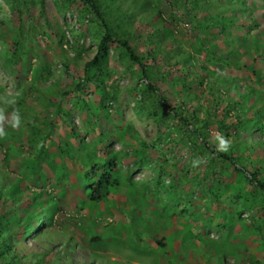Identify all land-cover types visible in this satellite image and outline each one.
Returning <instances> with one entry per match:
<instances>
[{
  "label": "rangeland",
  "instance_id": "obj_1",
  "mask_svg": "<svg viewBox=\"0 0 264 264\" xmlns=\"http://www.w3.org/2000/svg\"><path fill=\"white\" fill-rule=\"evenodd\" d=\"M24 1L28 5L21 7L22 15L19 18L15 16V13H11L12 7L9 0H0V11L6 12L11 18L22 19V22L18 19L13 21L12 27L16 29L19 24H23L26 28L30 25L34 26L33 28L37 30V45L42 48L41 60L38 57L40 53H38L37 45H34L31 53L34 55L33 67L23 72L24 76L20 79L31 81L32 72L43 60L50 65L49 69L53 71V74L47 81L39 80L36 86L32 83L33 81L30 85H25L29 92H27L26 99L20 102L23 90L17 87L18 78L4 70L0 64V84L4 87V92L0 93V114L5 112L6 118L3 121V128L5 124L4 129L9 127L12 131L9 121L12 114L8 111V105L17 107L20 113L30 120L37 118L38 127L44 131L52 120L58 128L54 136L47 140L48 154L39 159L40 170L37 174L31 170L20 173V162L28 153L14 151L7 160L5 152L7 143H1L0 171L22 180L24 184L23 194L20 197L22 202L18 206L8 202L7 207L2 208L1 212L10 211L16 207L11 211L17 212V209H25L28 212L40 213L42 207L49 208L52 201L57 202L59 209L57 208L54 223L46 235L47 238L32 234L23 240L24 243L19 246V250L26 248L28 254L40 253L46 264L58 263V256L61 254L63 260L60 262L65 264H218L221 261L218 258L219 255L223 256L222 260L225 264H264V201L260 200L261 203L255 208V213L246 209L245 201L242 198L239 199L234 187H229L231 182L238 181V176L235 170L232 175L226 172L229 165L221 160L220 154L213 153L211 147L204 148L207 154H201L198 149L192 148L191 144L178 142V134L166 129L165 125L160 126L154 116L148 114V110L143 115L137 113V101L141 100L142 91L146 89L149 79L140 74L138 67L132 64L120 49L113 47L109 58L103 63V67L110 74L108 83L116 88L115 99L110 102L112 105L110 117L105 114L104 110H101L98 115L88 108L82 109L78 106L76 97L92 103L91 108L100 105V95L97 94L94 85H90L84 92H72L64 97L63 93L73 87L79 78L84 77L86 62L96 55L97 43L102 36L103 29L98 25L99 20L95 15L88 9H84L82 1L78 0H68L70 2L68 7L64 6L65 0H44L43 6L39 3L40 0ZM253 1L259 8L249 16L242 17L239 24H249L246 17L258 19L260 26L256 31L251 30L248 34L261 35L260 38L264 41V6H260L263 2L248 0V5H251ZM187 2L190 8L191 1ZM153 4L158 5L167 17L172 15L186 17L184 6L180 3L174 7L168 0H153ZM221 4H224L223 0H214L209 10L204 7L194 8L191 14L197 15L198 18L210 17ZM112 7H114L115 18L120 11L117 5ZM120 10L136 13L133 31L136 34L135 42L139 45L140 53H146L159 45L156 41L147 42V36L153 32L154 26L141 19L142 15H149L151 11H155L152 7L148 10H141L127 2L121 5ZM58 26L65 33L66 40L69 39L71 43L73 41L75 43V38H78L79 44H76V47L69 52L63 51L58 44L59 38L55 33ZM193 26L192 22L186 21L179 24V27L175 29L177 30L175 36L181 45L177 43V46L176 43L168 41L167 47L170 53L183 49L203 60L205 52H198L196 48L194 49L195 38L201 37L204 39L205 46L219 43L220 47L217 52L228 56L230 60L232 58L235 62L251 64L254 59L247 53L249 49L243 46V35L247 34L248 29L237 26L228 29L236 44L235 51L232 52V49L223 42L222 35L215 39L212 38L213 35H218L213 30L207 32L198 30L193 34ZM7 30L8 27L3 26V32L0 35V51L2 44H9L12 40L13 33ZM32 33L30 32L31 35ZM76 50L81 51V59H76ZM177 58L171 61L175 62ZM149 62L153 63V60L150 59ZM156 65V72L163 76V78L154 80L159 94L169 98V103L172 104L170 106H178L181 99L187 97L179 94L182 89L181 85L174 86V79L177 75L186 78L183 66L180 65L179 70L171 68L163 55L158 57ZM256 67L262 69L261 73L264 75V61L260 59ZM212 68L216 74L208 77L207 80L215 82L216 90H222L224 96L220 95L219 98L224 101L233 102V99L239 101V98L235 93L223 91L224 83L221 82L223 77L230 76L237 79L243 77L239 86L243 92L253 85L257 89L264 88V83L259 86L254 74L247 69L237 72L238 70L228 66L226 69L218 65ZM199 72L201 68L197 70L190 68L188 75L192 83V105L212 98L207 92L204 96L201 93L204 87L199 86V81L195 78ZM52 84L58 86L55 93L49 96L48 90ZM137 84L140 86L141 93L133 88ZM30 86H34L33 89H29ZM46 90L48 93L42 94ZM5 94L10 98L7 99ZM10 101L12 103H9ZM53 101H61L62 107L69 111L68 120L63 114L57 115L58 111L52 105ZM252 103L253 100L247 105L243 104L247 111V114L243 116L244 119L252 117L254 111L262 108L260 104L251 107ZM224 105L225 103L223 107ZM198 115L201 120H204L205 110H199ZM214 118L212 116L211 119ZM227 121L231 122V119ZM175 122L178 123V120ZM116 123L132 125L128 143L133 142L132 145L136 147L134 139L139 137L146 141V144L153 145V149H146L144 160L141 161L137 160L134 155L126 156L123 165L118 167L121 176L131 177L136 182V196L129 194L127 188L121 187L110 195L112 199L109 203H102L98 209L91 211L89 206L83 202L87 200L82 194L83 185L81 183L82 173L87 169L84 158L87 157V160L91 162L97 160L102 166L105 158L113 153L131 152L130 148L127 149L119 141V137H116ZM26 125L23 130L25 135H19L21 132H17L12 139L17 138L25 144L26 135L30 131V127ZM20 128H15L13 131H19ZM209 128L211 136L220 134V131L216 129V124H212ZM189 129H194L192 123L189 124ZM242 137L247 138V132H243ZM258 137L260 134L255 132L253 139ZM112 138L114 142H110ZM199 143L200 147L206 144L204 138H200ZM208 145L211 146L209 143ZM194 154L197 156L195 157ZM93 157L98 159H93ZM211 157H215L212 161L214 163L209 159ZM195 160L201 162L193 166ZM62 163L70 171L69 182L66 181ZM230 167L233 169V166ZM235 167L240 168V165L235 164ZM202 171H205V175H198ZM157 174L160 175L161 182L158 186L159 193L151 192L157 188L149 186L154 182L157 184L155 180ZM60 177L64 178L60 180ZM255 185L256 183L249 185L248 190L253 189ZM256 187L255 189H258ZM36 191L40 192V197L34 202L31 194ZM134 199L137 201L145 199L148 203L144 202L143 207L138 208L132 203ZM237 211L241 212V217H238ZM20 215L25 216L26 212H21ZM89 222L95 223L96 231L104 237L103 239L109 246L91 245L90 240L93 233L90 231L93 228L89 226ZM23 230L24 228L21 227L19 233ZM156 230L159 232L156 233ZM150 234L155 236L158 234L156 237L165 238L166 247H158L156 240ZM117 235L119 239L121 238L118 243L113 240ZM146 236L149 237L148 241H146ZM138 244L143 246L139 247ZM39 260V258H34L35 262ZM28 264H31V261H28Z\"/></svg>",
  "mask_w": 264,
  "mask_h": 264
},
{
  "label": "trees",
  "instance_id": "obj_2",
  "mask_svg": "<svg viewBox=\"0 0 264 264\" xmlns=\"http://www.w3.org/2000/svg\"><path fill=\"white\" fill-rule=\"evenodd\" d=\"M77 1V0H76ZM82 1L84 9H88L92 12L96 19L99 20L98 25L103 29L101 38L97 43V52L93 59L86 62L85 64V75L83 78H79L75 85L63 93L64 97L68 96L70 93L84 92L90 85L96 87L97 94L100 95V105L98 107L92 106V103L84 100L81 97H76L78 99V106L82 109H89L95 114H100L101 110L105 111L107 116L110 115V110L112 105L110 102L115 99V87L108 83L110 74L107 69L103 67L104 61H106L110 56V51L113 47L120 49L123 55H125L135 66L138 67V71L144 77L149 79V83L146 85V89L142 91L141 100L137 101L136 111L139 115L145 114L148 110L150 116H154L160 126L165 125L166 129L172 130L179 136V140L182 144H191V147L195 150L198 149V152L201 154L206 153L205 149L208 147L212 148V152L221 155V160L228 163L229 166L226 168V172L232 175L233 170H235L236 175L238 176L237 182H231L229 185L234 187V191L238 192L239 199H243L244 207L251 210L255 213V208L257 205H260L261 201H264V88L259 87L257 89L255 85L250 87L247 91H241L239 89L240 80H243V77L237 79L236 77L221 78V82L224 83V90L237 94L239 101L233 99L223 100L220 99V95L223 97L224 94L222 90H216V85L213 81H208L207 78L212 77L216 74L213 66H221L223 69L232 67L237 72H241L244 69L251 71L256 77V82L261 86L264 83V75L261 73L262 69H257L256 64L259 60L264 61V41L261 40V35H251L248 34L249 31L256 29L260 26L259 20L255 17H246L249 21V24L243 25L239 24L242 17L249 16L250 14L256 12V9L259 8L255 1L251 5H248V0H223L224 4L219 6L218 10L211 14L210 17L198 18L197 15H192V9L204 7L206 10L212 7L214 0H190V8L188 6L189 0H168L174 7L176 4L180 3L184 6L186 17L180 15H172L167 17L164 11L156 4H153V0H78ZM222 1V0H221ZM10 6L12 7L11 13H15V16L21 17V7L27 6L28 4L24 0H9ZM127 2H130L132 6L140 8L141 10H148V8H153L155 11H151L147 16L142 15L141 19L146 20L151 26H154V30L147 36L148 43H154L155 41L159 44L157 47H154L146 53L139 52V45L135 42L136 34L133 31L134 20L136 13H130L125 10H120L121 5H125ZM261 7L264 6V0ZM39 3L43 6L44 0H40ZM70 2L65 0V5L68 7ZM113 5H117L118 11L120 14L118 16L113 15ZM83 8V7H82ZM18 13V14H16ZM44 14V11H42ZM19 18H17L19 20ZM16 18H11L4 11H0V35L3 32V26H7L8 30L13 33L11 37V42L9 44H2L3 47L0 51V64L2 68L6 71L11 72L15 77L18 78L17 87L23 90L22 95L20 96V102L24 101L29 90L25 85H30V82L34 86L39 84V80L47 81L52 77L53 71L50 70V65L44 60L41 61L39 66H36V70L32 72L33 78L31 81L21 80L24 76L23 72L31 70L32 51L34 45H37V30L31 26L26 28L22 23L19 26L12 27L13 21L17 20ZM186 22L193 23V34L202 30L207 31H216L218 35H213L212 38H217L223 36V42L227 47L232 49V52L235 51V41L230 36L228 29L234 28L235 26L248 29L247 34L243 35V46L248 48V54L253 57L251 64H243L240 62H235L228 59L224 54L217 52V49L220 47L219 43H212L208 46H205L204 39L201 37H196L195 47L198 52H205V58L203 60L199 57L192 56L190 52L185 50H177L176 53H170L167 47V42L178 43L176 28L179 27V24ZM22 22V19L19 20ZM8 23V24H7ZM167 24V26H165ZM18 28V29H17ZM52 28V27H51ZM15 29V30H14ZM33 31V33H32ZM32 33V35L30 34ZM57 38H59V46L65 51L69 52L71 49L75 48L76 44H79L78 38H75V43H71L69 39L66 40L65 33L58 26V29L55 31ZM214 33V32H213ZM77 40V43H76ZM66 43V44H65ZM180 44V43H178ZM177 44V46H178ZM249 44V45H248ZM66 45V46H65ZM181 45V44H180ZM179 45V46H180ZM255 52H253V48ZM38 57L42 60V48L38 46ZM195 49V50H196ZM183 51V52H182ZM76 59H81V51H75ZM160 55L164 56V59L170 65L171 68H177L183 66V71H185V77L176 76L174 79V86L181 85V92L179 94L186 95V98L181 99L178 106H170L169 98L161 96L159 94L158 87L154 84L155 79L163 78L157 71V62ZM255 56V57H254ZM179 57V59L177 58ZM174 58H177L175 62H172ZM152 59L153 63H150L149 60ZM188 65V66H187ZM69 67V66H68ZM197 70L201 68V72L195 75V78L199 81V86L204 87L201 93L204 95L207 92L212 98L207 99L206 102L199 101L198 104L192 105L191 89L192 83L189 80L190 68ZM30 68V69H29ZM67 69V67H66ZM133 71V69H130ZM192 73V72H191ZM205 73V75L203 74ZM22 74V75H21ZM24 86L25 88L23 89ZM33 86V87H34ZM58 85L52 84L50 90L41 91L42 94L47 92L49 96L55 93V89ZM251 86V85H250ZM32 86L29 89H33ZM17 88V89H18ZM135 90L138 93H141L140 86L137 84ZM39 89V88H37ZM4 92V87L0 84V93ZM227 93V92H226ZM208 95V96H209ZM7 99L10 97L6 94L4 95ZM146 100L148 101L146 103ZM251 100L253 103L251 107L258 104L262 105V108L258 111H254L252 117L244 119L243 116L247 114L245 106L243 104H248ZM51 102V101H50ZM223 103H225L223 107ZM214 104V105H213ZM18 105V104H17ZM52 105L55 106L57 115L63 114L66 116L67 120L70 118L69 111L64 109L61 105V101H53ZM51 105V106H52ZM172 105V104H171ZM18 110L17 107L8 105V111L13 115L14 112ZM199 110H205L206 117L204 120L199 118ZM19 111V110H18ZM20 113V111H19ZM5 116V112L2 113ZM22 125L20 126L19 131L9 130V127L5 130V135L0 136V149L2 148L1 143H7L6 145V159L10 158L11 152H21L28 153L26 157L20 162L21 171L20 173L31 170L33 173L37 174L40 170L39 159L47 156V140L49 137L54 136L58 125L52 120L48 123L45 131L40 129L37 125L38 119L35 117L30 120L21 114ZM214 116V119H211ZM12 118V117H11ZM11 118L9 121H11ZM231 119V122L227 121ZM178 120V123L175 122ZM236 120V121H235ZM31 123V125H30ZM194 125V129H189V124ZM30 127L29 133L27 136V141L23 144L22 141L15 138L14 135L17 132H21L19 135H22L24 132V126ZM212 124H216L217 128L220 131V134L224 135L231 142V146L228 152L219 153L215 149V136L210 135L211 129L209 128ZM0 126L3 127V121H0ZM73 126V125H72ZM5 128V124H4ZM115 134L116 137H119V141L125 145L130 151H118L113 153L110 156H107L102 164L95 160H87L84 158V164L87 169L82 173L81 183L83 185L82 194L87 198L83 201L84 204L88 205L92 210L98 209V206L102 203L107 204L111 201V194L117 192L121 187L128 189L129 194L135 195L136 191V182L130 177H124L120 175L118 167L123 165V160L126 156L134 155L137 160H144V155L146 149H153V145L146 144V141L135 137L136 147H134L133 142L128 143V135L131 132L132 125L124 123H116L115 125ZM243 132H247L248 137H242ZM257 132L260 134V137L253 139L254 133ZM23 134L22 136H24ZM115 137V138H116ZM204 138L206 144L199 146V139ZM110 142H114V138ZM211 142V143H210ZM211 144V146L208 145ZM61 144V142L59 143ZM201 145V144H200ZM105 148H107L106 143H104ZM190 147V146H189ZM205 148V149H204ZM207 154V153H206ZM211 154V153H210ZM209 154V155H210ZM44 155V156H43ZM195 157L197 156L194 154ZM192 156L193 159H195ZM92 159L91 156H89ZM93 159H98L93 157ZM211 162L215 157L209 158ZM215 161V160H214ZM214 163V162H212ZM63 164V163H62ZM235 164L240 165V168L235 167ZM64 173L66 176V181L69 182V173L68 167L63 164ZM233 166V169L232 167ZM205 175V171L200 172L198 175ZM214 174L216 171L214 170ZM64 177H60V180ZM126 178V179H125ZM155 182L150 187H156V191L159 193L160 175L157 174ZM158 181L160 183H158ZM258 189L248 190L249 185H254ZM228 187V186H227ZM24 184L22 180L18 178H13L11 175L0 171V264H28V261H31V264H46L43 260V256L39 253H29L25 250L20 249V245L24 243L26 237L34 235L44 236L47 238V234L52 228L54 223L55 214L57 213L58 204L55 201H52V205L48 208L43 206L40 213L28 212L25 209H17V212L11 211L16 209L12 208L10 211L1 212L2 208H6L8 202H12L15 205H19L22 200L20 197L23 194ZM215 189V188H214ZM259 189H262L261 191ZM221 193V191H219ZM40 192L36 191L31 194L34 202L40 197ZM238 199V198H237ZM146 201L139 199L138 201L134 199L132 203L138 206V208L143 207V203ZM153 211V210H152ZM241 211V210H240ZM237 211L238 217H241V212ZM26 212V215H20V213ZM91 214V213H90ZM89 226L93 228L90 232L92 238L90 240L91 245L97 246L98 244L109 246L107 242L103 239L104 237L96 231V225L93 222H89ZM23 227V232L19 233V229ZM47 229V230H46ZM159 231L156 230V233ZM120 233V232H119ZM117 233V234H119ZM232 237L234 233H231ZM143 236H145L143 234ZM156 240L158 247L165 248V238H158V234L151 235ZM114 241L118 243L121 241L119 235L115 236ZM149 240V237L146 236V241ZM142 241V240H141ZM139 247H142V244H138ZM222 248V247H221ZM212 253V251L210 252ZM61 256V257H60ZM42 257V259H41ZM218 257V256H217ZM34 258H39L40 260L35 262ZM221 259L218 264H225L222 260L223 256L219 257ZM63 260L62 254L58 256L57 262L59 264H65L60 262ZM55 263V264H58ZM99 263V262H98ZM101 264V263H100Z\"/></svg>",
  "mask_w": 264,
  "mask_h": 264
},
{
  "label": "clouds",
  "instance_id": "obj_3",
  "mask_svg": "<svg viewBox=\"0 0 264 264\" xmlns=\"http://www.w3.org/2000/svg\"><path fill=\"white\" fill-rule=\"evenodd\" d=\"M9 103H12L11 101ZM6 118L3 114H0V121H4ZM22 125V117L19 113V111L17 110L16 112L13 113L11 121H10V126L15 129V128H19ZM5 130L2 126H0V136H4ZM215 149L217 152L219 153H226L229 151L230 146H231V142L228 138H226L224 135L222 134H218L215 136ZM201 161L199 160H195L193 161V166H196L200 163Z\"/></svg>",
  "mask_w": 264,
  "mask_h": 264
}]
</instances>
